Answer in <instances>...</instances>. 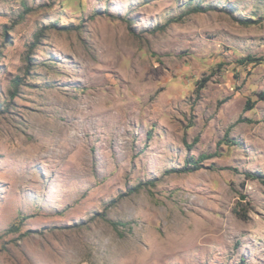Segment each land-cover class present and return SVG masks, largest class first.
Listing matches in <instances>:
<instances>
[{
    "label": "rangeland",
    "instance_id": "1",
    "mask_svg": "<svg viewBox=\"0 0 264 264\" xmlns=\"http://www.w3.org/2000/svg\"><path fill=\"white\" fill-rule=\"evenodd\" d=\"M262 92L264 0H0V264H264Z\"/></svg>",
    "mask_w": 264,
    "mask_h": 264
},
{
    "label": "trees",
    "instance_id": "2",
    "mask_svg": "<svg viewBox=\"0 0 264 264\" xmlns=\"http://www.w3.org/2000/svg\"><path fill=\"white\" fill-rule=\"evenodd\" d=\"M199 10H200L199 7H195L194 8V11H199ZM259 96H260L261 99H264V92L260 93ZM248 108H250V107H248ZM211 156H212L211 154H201V155H199L198 159H195V160L192 157H190L186 162H187V164H191V168L188 169L187 167H184L183 171L196 170V169L200 168V166L202 165L201 161H203L204 159H207V158H209ZM252 178H254V176ZM139 187H141V184L138 185V188ZM113 224L117 225V224H120V223L113 222Z\"/></svg>",
    "mask_w": 264,
    "mask_h": 264
}]
</instances>
